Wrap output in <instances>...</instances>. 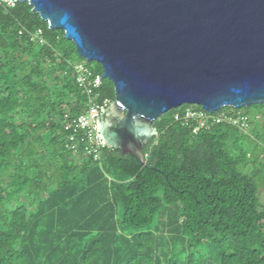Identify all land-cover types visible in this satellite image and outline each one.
<instances>
[{
	"label": "trees",
	"instance_id": "trees-1",
	"mask_svg": "<svg viewBox=\"0 0 264 264\" xmlns=\"http://www.w3.org/2000/svg\"><path fill=\"white\" fill-rule=\"evenodd\" d=\"M10 2L0 1V264H264V105L225 109L248 115L247 131L193 135L172 121L188 106L163 115L143 148L151 169L108 148L101 166L74 156L62 116L85 111L78 76L95 81L102 68ZM94 95L109 106L113 85Z\"/></svg>",
	"mask_w": 264,
	"mask_h": 264
},
{
	"label": "water",
	"instance_id": "water-1",
	"mask_svg": "<svg viewBox=\"0 0 264 264\" xmlns=\"http://www.w3.org/2000/svg\"><path fill=\"white\" fill-rule=\"evenodd\" d=\"M102 68L114 102L98 113L109 150L146 165L163 115L264 105V0H13Z\"/></svg>",
	"mask_w": 264,
	"mask_h": 264
},
{
	"label": "built area",
	"instance_id": "built-area-1",
	"mask_svg": "<svg viewBox=\"0 0 264 264\" xmlns=\"http://www.w3.org/2000/svg\"><path fill=\"white\" fill-rule=\"evenodd\" d=\"M11 3V0H0ZM13 1V0H12ZM42 44L43 41L39 40ZM77 83L87 96L85 111L80 115H72L68 111L63 113L62 128L65 134L68 151L74 155H81L91 159L101 166L102 151L107 148L105 142L99 134L97 127L98 113L101 108L96 102L94 90L98 89L99 79L92 81L90 74L78 76ZM230 108V107H228ZM226 108L215 113H208L198 106H188L172 115L175 124L190 127L192 134L197 135L201 131H209L217 125L226 124L242 131L250 129V117L244 113L227 111ZM234 109V108H233ZM261 117L255 116L259 121Z\"/></svg>",
	"mask_w": 264,
	"mask_h": 264
},
{
	"label": "rangeland",
	"instance_id": "rangeland-1",
	"mask_svg": "<svg viewBox=\"0 0 264 264\" xmlns=\"http://www.w3.org/2000/svg\"><path fill=\"white\" fill-rule=\"evenodd\" d=\"M94 67H95V64H90V65H88V68L89 69H91V70H93L94 69ZM181 108V107H180ZM179 109V108H178ZM177 110V109H176ZM176 110H172V111H170V112H174V111H176ZM250 113V115H252V117H253V115L255 114V113H258V112H256V111H251V112H249ZM260 202H261V204L262 205H264V191L260 194ZM181 259L183 258V255L180 257Z\"/></svg>",
	"mask_w": 264,
	"mask_h": 264
},
{
	"label": "flooded vegetation",
	"instance_id": "flooded-vegetation-1",
	"mask_svg": "<svg viewBox=\"0 0 264 264\" xmlns=\"http://www.w3.org/2000/svg\"><path fill=\"white\" fill-rule=\"evenodd\" d=\"M106 108H108V106H107V107H105V108H103V109H106Z\"/></svg>",
	"mask_w": 264,
	"mask_h": 264
}]
</instances>
